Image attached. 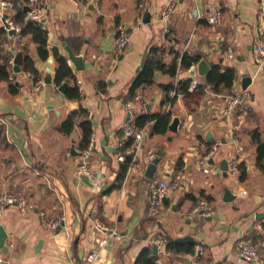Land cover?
Returning a JSON list of instances; mask_svg holds the SVG:
<instances>
[{"label": "crops", "instance_id": "crops-1", "mask_svg": "<svg viewBox=\"0 0 264 264\" xmlns=\"http://www.w3.org/2000/svg\"><path fill=\"white\" fill-rule=\"evenodd\" d=\"M11 1L14 7L6 13L10 11L13 19L20 18L21 11L27 13L26 0ZM170 1L99 0L96 8L90 9V3L81 0H40L49 55L39 57L37 43L29 35L22 40L27 45L24 56L35 60L38 76H52V83L41 87H35L23 65L14 72L10 57L16 41L0 18V64L7 65L9 71V78L0 77V117L8 122L0 124V189L21 188L34 206L22 213L10 205L0 215L8 246L0 248V264H84L85 255L98 248L105 235L97 220L118 229L121 237L110 238L94 264H145L141 259L147 254L156 258V264H255L236 254L235 243L242 237L264 253V214H259L264 213V172L257 162L258 143L253 138L259 132L264 140V69L254 62L252 52L258 36L260 0H179L166 20L161 14ZM215 2L221 6L223 20L211 25L207 15ZM142 3L146 9L140 12ZM120 22L126 25L130 39L117 54L114 36ZM64 44L84 57V69H76ZM153 45L162 47L166 64H172L176 53L186 49L202 54L213 66L219 63L222 69H236V80L229 89L216 91L207 85L199 98L180 93L173 104L163 102L170 82L193 76L205 80L207 74L192 72L197 63L178 71L176 77L155 70L153 81L132 94L130 85L142 69L143 54ZM227 47L234 53L230 60L223 53ZM54 48L68 59L83 96L60 94L55 83ZM245 75L252 78L247 89L252 93L253 109L224 117L220 95L243 88ZM74 84L72 80L70 86ZM127 100L131 103L125 109ZM169 110L171 120L174 116L180 119L178 131L168 127L171 120L160 132L153 131L154 120L146 122L143 143L127 150H133L134 155L119 179L124 161L118 159L115 140L123 134L127 117ZM73 113L71 132L66 133L60 126ZM84 117L92 122L89 165L101 176L100 189L78 172L81 154H71L73 146L84 150L80 126ZM209 131L212 137H207ZM219 140L213 162L209 161L212 168L206 173L198 160ZM158 151L163 155L154 177L170 180L180 173L183 184L170 191L159 213L150 214V178L145 174ZM233 156L239 157L240 173L225 174L220 160ZM243 167L246 175L242 179ZM225 187L236 195L234 200L223 199ZM243 190L247 192L242 194ZM202 197L213 204L218 218L193 212ZM41 210L49 216L63 214L65 223L57 229L46 228L40 220ZM160 233L181 248L192 244L193 251L167 243L165 254H154L152 248ZM185 235L196 242L175 241ZM199 249L202 256L196 255Z\"/></svg>", "mask_w": 264, "mask_h": 264}, {"label": "built area", "instance_id": "built-area-1", "mask_svg": "<svg viewBox=\"0 0 264 264\" xmlns=\"http://www.w3.org/2000/svg\"><path fill=\"white\" fill-rule=\"evenodd\" d=\"M85 5L88 3L94 2L97 4L99 0H81ZM179 0H171L169 4L162 11V18L168 20L171 12L178 4ZM26 3L30 6V10L27 11L26 17L29 19H36L41 21L43 17V6L40 3V0H26ZM14 7V4L11 0H0V18H4V28L7 31L13 30L12 33L13 39L16 41V50L13 52V55L10 57V63L14 65V56L20 48H22L23 42V33L22 28L23 25L21 22H18L13 19V17L6 13L7 8ZM146 6L142 3L139 5L138 10L140 12L144 11ZM223 13L221 10V6L218 3H212L209 6V12L207 15V20L209 24L216 25L222 22ZM259 22L257 26V39L253 43L252 52H253V60L254 62L261 66L264 69V0H260V12H259ZM115 47L116 53L119 54L123 52L128 45L129 42V33L126 28V25L123 22L118 23L116 27L115 33ZM186 51V49H185ZM224 57L228 60L234 57V53L231 47H227L223 50ZM27 74L33 78H35L34 74L30 71H27ZM46 85V81L42 77H37V81H35V87H41ZM78 90L81 96L84 95L83 87L80 84V81H77ZM199 88L207 90V85L197 78L193 76L190 84L188 85V89L190 93L197 91ZM221 114L224 117H232L236 112H249L253 109L252 107V93L247 88H238L231 93L221 94ZM131 101L127 100L124 103V108L127 109L130 105ZM0 124H8L5 118L0 117ZM123 134L118 136L115 140V145L117 147V156L119 160L124 161L126 158V154L128 153L130 147H126V143L128 139H132L133 147L140 148L144 137L146 135V129L144 127H138L136 123V118L130 114L126 121L122 125ZM94 139H91L86 149L82 151L81 160L79 162L78 172L81 175H85L89 180L90 184L95 189H100L103 184L101 180L100 174L94 170L89 165V160L91 156V150ZM213 148L210 152L201 156L198 160V163L203 164V170L208 173L211 168L209 166L210 159H213L215 156L218 147L220 145V140L216 141L213 144ZM228 171L238 175L240 173V162L239 157L233 156L228 161ZM150 183V204H149V213L157 214L161 211L164 200L171 190L179 188L183 184V175L180 173H176L170 180H159L156 177H153L149 181ZM247 191L243 190L242 194H245ZM10 205H16L22 213H28L33 209V204H31L28 200V196L24 190L21 188H1L0 189V215L2 212ZM193 212L200 216L212 215L214 213L213 204L202 197L199 199L197 204L193 208ZM40 220L46 228L57 229V227L63 225L64 215L57 214L56 216H49L44 210L40 211ZM97 226L105 232V235L102 236L98 242L99 247L94 250L88 252L85 257L86 260L84 264H94L100 256L101 247L106 245L109 242V239L120 238V231L116 228H110L107 224L102 222L101 220H97ZM169 239L165 237L163 233L156 235L155 244L157 245V254L161 255L163 250L165 249ZM13 245V243H12ZM235 251L239 257H242L244 260L248 262H253L255 264H264V253H262L259 247L252 242V240L247 238H240L235 243ZM198 256L203 255L202 249H199L196 253ZM1 251H0V261L1 259Z\"/></svg>", "mask_w": 264, "mask_h": 264}, {"label": "trees", "instance_id": "trees-1", "mask_svg": "<svg viewBox=\"0 0 264 264\" xmlns=\"http://www.w3.org/2000/svg\"><path fill=\"white\" fill-rule=\"evenodd\" d=\"M14 20L21 22L23 25L22 33L23 36L29 35L30 39L33 42L37 43V52L39 57L46 58L49 55V49L47 47L48 39L47 34L48 30L43 21H39L36 19H29L26 17V12H19ZM162 47L153 45L149 51H147L146 63L143 69L138 72V75L135 77L133 82L130 85V92L135 94V91L140 86L144 85V83H151L154 79V71L155 70H163L165 73L170 74L173 77L178 75V71L183 69H190L193 65H196L202 58L203 55L191 54L187 51L182 52L181 54H177L176 59L172 64H166L163 61V55L161 54ZM53 56L56 59V68H55V83L57 86H60L64 82H67V86L65 88L64 93L67 94L68 97H80V93L78 90V85L76 84V75L74 74V70L72 66H70L68 59L64 57L57 48L52 50ZM181 56V57H180ZM178 57H180V62H178ZM23 69L32 72L35 76L34 81H37V77L39 75V71L35 66V60L31 58L28 54L24 56ZM9 71L7 69V65L0 64V77L9 78ZM237 77L236 69L232 67H224L217 63L214 65L205 76V80L203 81L206 85H211L214 90L218 91L221 88L229 89L233 85L234 81ZM192 78H181L177 82L172 81L166 86V91H168L167 95L163 99V102H169L173 104L178 95L180 93H184L188 98L194 99L199 98L205 93V90L199 88L197 91L190 93L188 89V85L190 84ZM74 80L75 84L70 86L71 81ZM15 85V84H14ZM17 89H14L16 91ZM170 90H174L175 94H170ZM85 113V112H84ZM73 116L74 113L69 116L67 120H65L60 129L66 133L71 132V128L73 126ZM86 116V115H85ZM172 118V111L158 113V114H148V115H140L136 118V123L138 127H143L146 122L154 120V124L152 126L154 132H160L163 130L164 125L168 124ZM91 121L84 117L80 122V126L83 130V138H82V148H86L90 142V135L92 132L91 129ZM162 126V128H161ZM254 141L258 143L257 147V162L261 166L264 172V140L262 139L259 132H255L253 134ZM133 147L132 139H128L126 143V147ZM134 155V151L131 150L126 154V158L123 163L122 173L119 177L121 179L126 172L129 163L131 162ZM246 175V169L243 167L240 178H244ZM168 246L178 247L179 249L186 250L189 252L193 251V245L188 244L185 248L179 247V244L174 243L173 241L168 242ZM142 262L145 264H156V258L152 255H142Z\"/></svg>", "mask_w": 264, "mask_h": 264}, {"label": "water", "instance_id": "water-1", "mask_svg": "<svg viewBox=\"0 0 264 264\" xmlns=\"http://www.w3.org/2000/svg\"><path fill=\"white\" fill-rule=\"evenodd\" d=\"M90 9H95V3L91 2L90 3ZM24 9L26 11L30 10V6L26 5L24 7ZM4 21V18L2 19ZM43 21V20H42ZM14 31L11 30L10 33L12 34ZM65 48L67 50L68 53V57H70V59L73 61L75 67L77 70H81L85 68V60L84 57H82V55L79 54H75L72 47L68 46L67 44H64ZM27 50V45L23 44L22 48H20L19 50H17L14 58V65H13V70L14 72H19L21 70V66L24 63V51ZM144 57L141 63L140 68H144L145 63H146V51L144 52ZM211 66H213V62H208L205 58H202L197 66L196 69H194L195 71H192L193 74H195L196 72H198V74L201 75H206L208 73V71L211 69ZM45 81L47 83H52V76L50 75H46L45 77ZM252 78L251 76L245 75L243 80H242V87L243 88H247L248 85L251 83ZM67 86V82H64L63 84H61L58 89L60 94H63V92L65 91V88ZM129 115V114H128ZM180 119L178 116H174L173 119L171 120V122L169 123L168 127H170V129H172L173 131H178V125H179ZM207 137H212L211 132L209 131L207 133ZM71 154H82V151H78L76 148H74V146L71 149ZM163 155L162 151H158L157 155L155 157H153L149 163H148V167L146 170V174L145 176L152 179L154 177V174L158 168V163L161 160V156ZM211 162H213V159H210ZM221 163V168L224 170V173L227 174L228 171V162L226 160V158H223L220 160ZM82 177H84L85 181H88L87 177L85 175H81ZM89 182V181H88ZM234 198H236V195L232 192V190L229 187H225L224 189V195H223V199L227 200V201H231L234 200ZM259 214H264V213H259ZM206 218H218L217 215L212 214V215H207L205 216ZM7 237V232L5 230V227L3 225H0V248H2L3 250L7 249V244L5 243V239ZM176 242H196V240L190 236V235H185L182 237H178L175 239ZM152 251L154 254L157 253V245L154 244Z\"/></svg>", "mask_w": 264, "mask_h": 264}, {"label": "rangeland", "instance_id": "rangeland-1", "mask_svg": "<svg viewBox=\"0 0 264 264\" xmlns=\"http://www.w3.org/2000/svg\"><path fill=\"white\" fill-rule=\"evenodd\" d=\"M7 14L13 16V14H11L10 11H7ZM201 165L203 166V164H201ZM209 166H210V168H212V164H209ZM230 173H231V172H230ZM164 235H165V234H164ZM165 237H167V236H165ZM168 239H169V237H168ZM166 247H167V245H166ZM166 247H165V249L163 250L162 255L165 254V250L167 249Z\"/></svg>", "mask_w": 264, "mask_h": 264}]
</instances>
